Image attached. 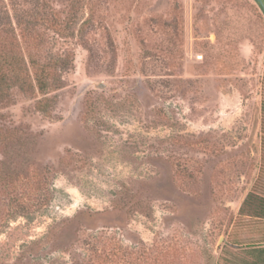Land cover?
<instances>
[{
  "label": "rangeland",
  "instance_id": "rangeland-1",
  "mask_svg": "<svg viewBox=\"0 0 264 264\" xmlns=\"http://www.w3.org/2000/svg\"><path fill=\"white\" fill-rule=\"evenodd\" d=\"M2 49L0 264H264V0H0Z\"/></svg>",
  "mask_w": 264,
  "mask_h": 264
},
{
  "label": "trees",
  "instance_id": "trees-1",
  "mask_svg": "<svg viewBox=\"0 0 264 264\" xmlns=\"http://www.w3.org/2000/svg\"><path fill=\"white\" fill-rule=\"evenodd\" d=\"M11 47V45H9ZM12 53H8L7 51H4V49H2V52L0 53V101H4L5 99L8 98V94L12 92V86L14 84H12L11 82V74L8 75V72L11 71L10 73H12L14 71L15 66L12 65V61H11V56ZM62 65V64H60ZM68 66V61H66L64 67L67 68ZM37 83L39 86V89L44 93V91L51 89L53 86V83L49 80V78L43 77L42 75L37 76ZM45 104L47 103V99L44 100ZM262 151L264 152V101H262ZM262 178V177H261ZM5 184H4V188L5 190L8 191H12V182H10V180H8V178L5 180ZM264 219V218H260ZM263 225H264V220H261ZM240 233H238V231H234V233H231L229 235L230 241L232 242L233 245H237L239 247L242 248H264V227L263 229H261L260 234H258L259 238L258 239H251L250 241L243 242L242 241H238L237 239L239 237L243 238V235L241 234L239 236ZM237 238V239H236ZM112 256H114V254L111 253ZM110 256H107L105 260H102V262H100L99 264H120V262H114V260H112ZM124 264H134L133 263V259L131 260H125Z\"/></svg>",
  "mask_w": 264,
  "mask_h": 264
}]
</instances>
